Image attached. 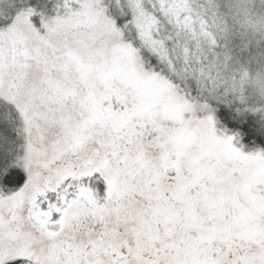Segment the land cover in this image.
I'll list each match as a JSON object with an SVG mask.
<instances>
[{
    "label": "snow or ice",
    "instance_id": "obj_1",
    "mask_svg": "<svg viewBox=\"0 0 264 264\" xmlns=\"http://www.w3.org/2000/svg\"><path fill=\"white\" fill-rule=\"evenodd\" d=\"M0 264H264V0H0Z\"/></svg>",
    "mask_w": 264,
    "mask_h": 264
}]
</instances>
